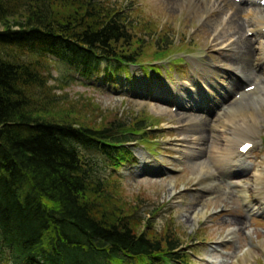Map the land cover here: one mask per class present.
Listing matches in <instances>:
<instances>
[{
  "label": "trees",
  "instance_id": "1",
  "mask_svg": "<svg viewBox=\"0 0 264 264\" xmlns=\"http://www.w3.org/2000/svg\"><path fill=\"white\" fill-rule=\"evenodd\" d=\"M125 11L111 0H0L3 264L178 258L175 238L145 230L151 224L115 196L117 181L97 159L100 151L114 166L121 161V143L138 137L143 118L98 125L64 113L41 62L54 56L84 78L102 64L111 74L153 68L168 38Z\"/></svg>",
  "mask_w": 264,
  "mask_h": 264
},
{
  "label": "rangeland",
  "instance_id": "2",
  "mask_svg": "<svg viewBox=\"0 0 264 264\" xmlns=\"http://www.w3.org/2000/svg\"><path fill=\"white\" fill-rule=\"evenodd\" d=\"M111 1L124 5L125 12L131 17L148 20L154 28L158 25L161 30L157 29V32L166 36L168 41L172 39L173 45L166 46L165 52L177 53L172 58L185 57L186 63L179 67L170 66L169 76L166 75V69H162V73L153 76L151 80L142 77L137 67H131L134 76L132 85L123 86V79L122 86L120 84L117 90H113L107 83L103 84V80L96 79L102 78V70L93 74L91 82H74V70L50 56L41 59L47 74L48 89L59 97L57 104L64 105V113L78 120L101 125L113 120L132 123L137 117H144L151 121L152 126H158V129L151 132L148 145L158 149L157 155L151 157L150 163L145 159L147 166L143 165V158L138 155L139 159L135 163L122 167L120 171L125 172L127 179L118 184V188L113 189L116 191L115 196L120 197L127 208L131 207L132 212H136L134 215L148 220L146 226H151H145V230L155 232L158 238L168 232L169 236L181 244L179 252L186 253V261L189 264H264V217H247V213L240 207L245 201L235 194L233 186L224 181H221L217 188L207 190L208 192L199 190L188 160L185 158L179 162L180 157L175 150L183 138L184 129L192 126H183L184 123L180 124L174 114L185 111L195 113L181 105L183 99L177 97L176 93H184L188 88L196 90L200 82L204 84L210 81L211 77L207 76L200 64L219 65L220 54H226L229 58L232 56L233 51L216 42L220 40L216 39V34L223 27L220 19L227 18L230 11L217 13L216 9L221 8L218 0H212L215 4H208L204 0ZM231 1L239 3L237 0ZM240 1V22L244 20L242 15L247 13L264 18V7L253 4V0ZM250 33L252 31H248L244 26L243 34L256 46L255 36ZM226 38L228 36L222 39ZM261 38L264 39V31ZM215 43L218 45L215 46ZM152 48V45L150 49L144 48V52L148 51L147 56ZM232 63V68L247 71L242 59L235 58ZM222 64L227 82L223 86H230L234 79L233 71H227L230 69V62ZM45 74L43 72V75ZM238 81L239 79L236 83ZM260 81L264 85V74ZM246 82L253 81L248 79ZM158 92L169 94L170 104L165 100H154V97H160ZM200 95L207 97L202 92ZM185 100H188V97ZM246 108L257 115L259 123L256 125V132L259 141L253 150L246 154L244 160L259 164L264 171V106L253 109L252 105L247 104ZM170 110L174 114H170ZM215 116L216 112L213 110L201 122L206 128L203 130L204 135L207 133L205 131L210 129L205 122L216 121ZM215 134L220 135L219 141H216ZM215 134L212 141L208 136L199 140L202 146L198 148L209 149L214 143L222 144L219 130H216ZM135 151L144 149L140 146ZM171 152H174V155ZM96 155L100 160L103 159L100 154ZM160 164H164L168 169L160 167ZM174 169L180 171L173 172ZM197 172L200 173V170ZM251 173L252 171L245 173L243 178H248V175L250 177ZM146 174L150 176L146 177ZM171 175L173 176L170 177ZM221 187L226 190V194L222 192ZM188 191L191 196L187 195ZM259 201H264V184L260 193L249 191L246 204H256ZM201 206L204 213H195L196 208Z\"/></svg>",
  "mask_w": 264,
  "mask_h": 264
},
{
  "label": "bare ground",
  "instance_id": "3",
  "mask_svg": "<svg viewBox=\"0 0 264 264\" xmlns=\"http://www.w3.org/2000/svg\"><path fill=\"white\" fill-rule=\"evenodd\" d=\"M208 4H215L212 0H204ZM221 6L216 10L217 13L224 11H230L227 18H221L220 21L223 24L220 32H217V40L220 39L219 44L224 45L228 50L233 51L232 56L229 58L226 54H220L221 63L230 62L232 66V60L235 58L242 59L247 67V71H239L243 78H247L253 81L255 88L252 91H244L240 88L235 90H227L226 92L231 94V100H227L226 92H224V101L218 98L219 104L224 108L219 114L216 121L208 123L207 126L210 128L208 131L203 126V119L205 117H199L193 113H175L174 116L178 118L179 123L187 124L192 127L185 128L182 138V144L177 147L183 148L188 151V163L189 167L192 168L193 174L197 179V184L201 189L211 190L219 186V181L217 180L215 171L221 172L226 171L227 173L234 172L239 166L240 153L238 148L246 141L257 142L259 140L258 133L256 132L257 115L254 111L246 108L247 104L253 106V109L260 108L264 106V85L260 81L262 74H264V39L261 38V28L264 27V18L258 15H253V13H247L242 15L244 20L240 22V16L242 12V7L239 3L231 0H218ZM246 26L248 31H252L256 39V46L253 45L251 39L243 34V28ZM222 39L223 37H227ZM218 43H215V46ZM221 63L219 65H203L205 72L211 76L210 81L205 86H201V89L205 90L206 95H209L211 87L214 84L225 83L226 75L221 69ZM233 70H237L232 68ZM234 79H238V76L233 75ZM236 84V83H233ZM244 86V81L238 83L237 87ZM238 96L234 97L235 94ZM234 97V98H233ZM202 120V121H200ZM196 124V125H195ZM222 135V144H212L209 149L198 148L202 146L199 142L206 136L212 141V138L216 132ZM216 141H219L220 135L215 134ZM250 139V140H249ZM200 140V141H199ZM204 152H207L204 156L199 157ZM185 154H181L183 156ZM200 170V173L197 172ZM236 181H230L237 195H241L244 199H247V191L249 188L260 189L263 186L264 181V171L257 164L251 173V176L245 180L238 179L234 177ZM231 179V176H230ZM221 190L226 194V190L221 187ZM204 204V203H201ZM261 205V204H260ZM259 205V206H260ZM196 208V207H195ZM262 208V207H258ZM255 209L250 205L249 211ZM198 211L204 213V208L201 206L197 208ZM195 210V213H197Z\"/></svg>",
  "mask_w": 264,
  "mask_h": 264
},
{
  "label": "snow or ice",
  "instance_id": "4",
  "mask_svg": "<svg viewBox=\"0 0 264 264\" xmlns=\"http://www.w3.org/2000/svg\"><path fill=\"white\" fill-rule=\"evenodd\" d=\"M247 147H249V145H245V149H246Z\"/></svg>",
  "mask_w": 264,
  "mask_h": 264
}]
</instances>
